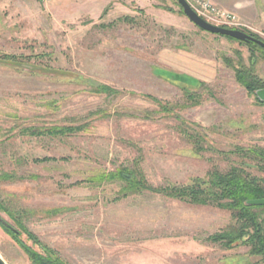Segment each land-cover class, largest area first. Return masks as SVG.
<instances>
[{
	"label": "rangeland",
	"instance_id": "1",
	"mask_svg": "<svg viewBox=\"0 0 264 264\" xmlns=\"http://www.w3.org/2000/svg\"><path fill=\"white\" fill-rule=\"evenodd\" d=\"M241 5L242 12L220 7L264 40V0ZM5 54L18 62L0 57V172L12 173L0 179V201L22 212L23 225L59 257L69 264H264L246 245L210 239L233 224L227 210L147 190L124 195L120 180L86 181L136 166L155 187L191 184L212 169L241 166L229 151L264 148V105L237 83L231 65L240 55L264 80L262 53L198 28L175 0H0ZM190 79L202 82L188 86L195 104L179 87ZM91 82L114 92H94ZM179 118L202 135V151ZM50 126L81 128L62 136L29 130ZM0 219L11 227L0 222L1 259L37 264L28 251L38 249L34 242L1 209Z\"/></svg>",
	"mask_w": 264,
	"mask_h": 264
},
{
	"label": "trees",
	"instance_id": "2",
	"mask_svg": "<svg viewBox=\"0 0 264 264\" xmlns=\"http://www.w3.org/2000/svg\"><path fill=\"white\" fill-rule=\"evenodd\" d=\"M176 3L178 4L177 1ZM244 32L264 41L257 34L246 30H244ZM224 37L233 39L228 36ZM238 42L250 47L251 50L259 51L264 57V48L259 45L253 42ZM253 56L254 53L252 52L251 58H253ZM0 57H2V60H9L13 63L18 62L16 56L5 54ZM231 67L237 83L240 84V86H242L249 95L254 97L256 103L264 105V102L260 101L254 93L255 90L264 88V80L257 76L254 63L250 60L249 65H245L240 58V55H238L237 64L231 65ZM158 76L164 78V76L160 74H158ZM85 82L89 83L90 80H85ZM184 83L185 85H180L179 87L183 89L187 100L192 101L194 104L197 103L198 96L195 92L190 90L188 86L199 89L202 82L190 79L189 82ZM91 85L93 87L95 86L94 92H114L111 88L104 84L91 82ZM151 99L156 102L161 110H170L167 103H164L157 98ZM151 113L152 112H149V114H146L145 117L149 118ZM179 119L181 131L190 139L192 143L195 144V149L202 151L204 149L200 143L203 141L202 135L189 128L185 122L181 120V118ZM80 128V126H50L43 129L29 130L32 131V134L62 136L77 132ZM229 153L235 154L241 158V161L239 162V165L241 164V166L232 165L225 170H219L217 168L212 169L207 175V180L194 178L191 184L168 183L164 186L155 187L147 183L143 172L136 166L135 168L121 166L109 172L98 173L86 181L100 183L103 181L120 180L123 182L121 191L124 195L140 192L141 190H147L150 192L160 193L166 197L174 198L180 201L199 205H210L219 209L227 210L230 213V218L233 220V224L229 225L228 228L223 230L221 233L211 235L210 239L220 241L228 247L241 243L248 246V253L250 255L264 256V220L262 218L264 205L246 204L247 200L264 198V177L252 174L248 170L251 168L264 172V148L260 146H250L248 148L237 146L233 150L229 151ZM42 160H48V158H43ZM11 176L12 173L0 172V179H8L11 178ZM0 209L18 223V226L21 229L19 233H25L28 239L33 241L37 246V250H30L28 248L30 257L35 263L69 264L64 259L59 257L54 250L48 248V246H46L36 234L23 225L22 212L9 208L1 201ZM28 211L31 212V210H24L25 213ZM12 231V235L15 236L16 230Z\"/></svg>",
	"mask_w": 264,
	"mask_h": 264
},
{
	"label": "water",
	"instance_id": "3",
	"mask_svg": "<svg viewBox=\"0 0 264 264\" xmlns=\"http://www.w3.org/2000/svg\"><path fill=\"white\" fill-rule=\"evenodd\" d=\"M180 7L182 8L183 14L190 20L194 25H196L198 28L205 30L207 32L218 34L221 36H228L235 40L241 41V42H253L260 47L264 48V41L257 39L249 34H247L244 31L231 29V28H225L221 26H215L212 25L205 20H203L201 17H199L187 4L185 0H176ZM255 96L260 100L264 102V88H260L255 90ZM246 204L248 205H264V198L259 199H250L246 201ZM0 222L6 226L7 228L11 227L2 219H0ZM13 230V229H12ZM0 264H6L0 257Z\"/></svg>",
	"mask_w": 264,
	"mask_h": 264
},
{
	"label": "built area",
	"instance_id": "4",
	"mask_svg": "<svg viewBox=\"0 0 264 264\" xmlns=\"http://www.w3.org/2000/svg\"><path fill=\"white\" fill-rule=\"evenodd\" d=\"M190 8L206 22L244 31L248 26L234 13L217 6L212 0H185Z\"/></svg>",
	"mask_w": 264,
	"mask_h": 264
},
{
	"label": "crops",
	"instance_id": "5",
	"mask_svg": "<svg viewBox=\"0 0 264 264\" xmlns=\"http://www.w3.org/2000/svg\"><path fill=\"white\" fill-rule=\"evenodd\" d=\"M215 4L219 5V6H222V5H225L229 8H232L233 10H236V11H239V12H242L240 10V8L242 7L241 5V2H244V0H212ZM227 1H229V3H226ZM245 1H248V0H245ZM255 0H252V2H254ZM224 7V6H222Z\"/></svg>",
	"mask_w": 264,
	"mask_h": 264
}]
</instances>
